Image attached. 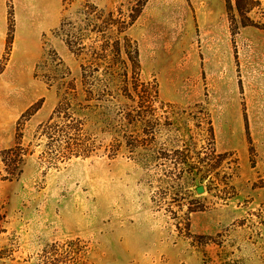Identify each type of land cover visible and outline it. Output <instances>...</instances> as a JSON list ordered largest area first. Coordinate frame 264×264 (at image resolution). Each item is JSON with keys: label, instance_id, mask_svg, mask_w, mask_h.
Returning a JSON list of instances; mask_svg holds the SVG:
<instances>
[{"label": "rangeland", "instance_id": "obj_1", "mask_svg": "<svg viewBox=\"0 0 264 264\" xmlns=\"http://www.w3.org/2000/svg\"><path fill=\"white\" fill-rule=\"evenodd\" d=\"M234 1L0 0V264H264V0Z\"/></svg>", "mask_w": 264, "mask_h": 264}, {"label": "trees", "instance_id": "obj_2", "mask_svg": "<svg viewBox=\"0 0 264 264\" xmlns=\"http://www.w3.org/2000/svg\"><path fill=\"white\" fill-rule=\"evenodd\" d=\"M65 1V0H64ZM229 3V10L232 8L230 2ZM258 1L257 0H235L234 1V8L235 11L238 13V15L240 16H245L247 13L251 12V10H253L254 7H256L258 5ZM123 80H119L118 76H115L113 74H108V75H104L103 79H98V78H92L91 81L88 80V77L86 75H82L81 78V85H85L87 83L91 84V82H94L96 84H108L107 87L111 88V89H119L120 87H126L130 84V79L129 77L124 74L123 77H121ZM137 81V80H135ZM117 83H121L119 85V88H117ZM121 89V88H120ZM119 89V91H120ZM134 90V89H133ZM89 98H87V96H84L83 92L79 93V91L76 90V85L73 82H70L67 84L66 88L64 89V92L62 94V96L60 97L59 103L57 105L56 111L53 113L54 117L56 116V114L59 112H61V109H63V106L66 105V107L70 106V104L75 103V102H88ZM63 119L68 120L69 117L66 115L63 117ZM66 130H71V131H77L76 127L73 126H66ZM68 133V132H67ZM71 134V133H70ZM77 136L74 137V135L71 134L70 137V144H67L66 147V151L68 152V154H78V153H84L83 156L86 157V154H90L91 149L87 148L81 144L78 143V138H76ZM73 142V143H72ZM83 147V148H82ZM15 148H10L7 150H4L2 152H0V156H3L1 161H4V159H6L5 162H3L5 164V176L3 178V180H12L16 175L17 172H15V167L18 166L19 164V159L16 160L17 156H14L13 152L15 151ZM75 152V153H74ZM80 155V154H78ZM10 157H13V160H10ZM20 157V156H18ZM8 160V161H7ZM17 161V162H15ZM12 165V166H11ZM19 167V166H18ZM3 232V229L1 227V218H0V234Z\"/></svg>", "mask_w": 264, "mask_h": 264}, {"label": "water", "instance_id": "obj_3", "mask_svg": "<svg viewBox=\"0 0 264 264\" xmlns=\"http://www.w3.org/2000/svg\"><path fill=\"white\" fill-rule=\"evenodd\" d=\"M203 187L202 186H198L197 188H196V192L197 193H202L203 192Z\"/></svg>", "mask_w": 264, "mask_h": 264}, {"label": "crops", "instance_id": "obj_4", "mask_svg": "<svg viewBox=\"0 0 264 264\" xmlns=\"http://www.w3.org/2000/svg\"><path fill=\"white\" fill-rule=\"evenodd\" d=\"M7 149H10V148H6V149L0 150V151H4V150H7Z\"/></svg>", "mask_w": 264, "mask_h": 264}]
</instances>
